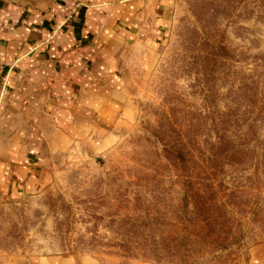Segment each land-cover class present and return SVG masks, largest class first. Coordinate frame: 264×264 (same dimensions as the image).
Listing matches in <instances>:
<instances>
[{"label":"rangeland","instance_id":"1","mask_svg":"<svg viewBox=\"0 0 264 264\" xmlns=\"http://www.w3.org/2000/svg\"><path fill=\"white\" fill-rule=\"evenodd\" d=\"M141 60L107 127L52 153L41 191L0 198V262L231 264L264 244V0H175ZM225 133L232 155L219 153ZM181 139L192 169L171 149Z\"/></svg>","mask_w":264,"mask_h":264},{"label":"crops","instance_id":"2","mask_svg":"<svg viewBox=\"0 0 264 264\" xmlns=\"http://www.w3.org/2000/svg\"><path fill=\"white\" fill-rule=\"evenodd\" d=\"M175 0H0V198L36 193L63 145L107 127L126 65L147 58ZM0 264H86L53 254ZM231 264H264V244Z\"/></svg>","mask_w":264,"mask_h":264},{"label":"trees","instance_id":"3","mask_svg":"<svg viewBox=\"0 0 264 264\" xmlns=\"http://www.w3.org/2000/svg\"><path fill=\"white\" fill-rule=\"evenodd\" d=\"M218 57H224L225 55L223 53H219L217 54ZM227 58V57H225ZM255 84V82H254ZM250 97V102H251V110L249 111L250 115L253 114L252 116V124L250 125L251 128L252 127H255L256 125V120H257V117L256 116L257 114H259V111H258V108H260V103H262L261 99L259 98L260 97V94H259V91H258V85L255 84L252 86V89H251V93L249 95ZM226 133L223 134V137L220 138V141H219V153L221 154H234V151H236V148H235V144H233V140L232 138L230 137H226ZM168 144V143H167ZM171 149H173L175 152H177L178 154H180V158H182V160H184L185 162H187L188 164V168L189 169H192V167H190V163H192V159H193V156L191 154V150L190 149H187V145H186V142H184L183 139L179 140V141H176V145L173 146ZM192 166V165H191ZM189 178V179H188ZM187 178V186L189 187V189L191 190V198H193L194 202H200L201 200H205L203 198V196L201 195V191H203L202 189V183L200 181H197V179L193 178L192 176L191 177H188Z\"/></svg>","mask_w":264,"mask_h":264},{"label":"built area","instance_id":"4","mask_svg":"<svg viewBox=\"0 0 264 264\" xmlns=\"http://www.w3.org/2000/svg\"><path fill=\"white\" fill-rule=\"evenodd\" d=\"M2 74H3V67L0 63V97L2 96V92H3V80H2Z\"/></svg>","mask_w":264,"mask_h":264}]
</instances>
